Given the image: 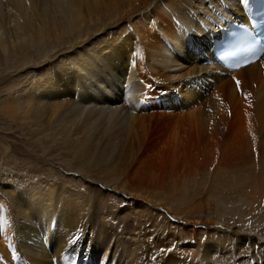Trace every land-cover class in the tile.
Instances as JSON below:
<instances>
[{
    "label": "bare ground",
    "instance_id": "1",
    "mask_svg": "<svg viewBox=\"0 0 264 264\" xmlns=\"http://www.w3.org/2000/svg\"><path fill=\"white\" fill-rule=\"evenodd\" d=\"M4 2L0 111L79 178L0 167V264H264V56L210 45L249 0Z\"/></svg>",
    "mask_w": 264,
    "mask_h": 264
},
{
    "label": "rangeland",
    "instance_id": "2",
    "mask_svg": "<svg viewBox=\"0 0 264 264\" xmlns=\"http://www.w3.org/2000/svg\"><path fill=\"white\" fill-rule=\"evenodd\" d=\"M13 6L14 5L11 3L4 2L3 8L0 12V25L6 24L8 19L11 18L10 15L14 11ZM25 11L27 12V10ZM37 63L38 59H35L33 65H36ZM31 66L32 65L30 64L28 67L30 68ZM22 70V64L2 68L0 70V92L3 89H6L9 83H13L14 81L15 84L19 83L20 77L25 76L27 73ZM26 77H28L27 79L25 78L26 80L30 79V76ZM1 99H6L8 102L12 97L9 93L4 91L3 93H0V100ZM34 139L35 137L33 134L31 135L27 130H24L17 121L6 118L0 111V167L2 165H9L10 169L14 168L15 171H20L22 168V170H25V178L27 179H31L29 174H33L36 177L41 175V177H43L44 175L45 178H47V175L52 174H54L53 176L55 177L61 175L67 179H73L74 176L77 179L79 178L78 174L71 172V169L63 162H60L58 157L56 158V156H52L49 150L42 148L39 143L34 144ZM6 146L9 148L8 152L4 151ZM235 225H237V223ZM263 227L264 225L262 228Z\"/></svg>",
    "mask_w": 264,
    "mask_h": 264
},
{
    "label": "snow or ice",
    "instance_id": "3",
    "mask_svg": "<svg viewBox=\"0 0 264 264\" xmlns=\"http://www.w3.org/2000/svg\"><path fill=\"white\" fill-rule=\"evenodd\" d=\"M237 85L239 86V81H237Z\"/></svg>",
    "mask_w": 264,
    "mask_h": 264
}]
</instances>
